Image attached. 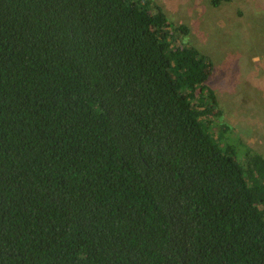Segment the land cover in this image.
Returning a JSON list of instances; mask_svg holds the SVG:
<instances>
[{
    "label": "trees",
    "instance_id": "16d2710c",
    "mask_svg": "<svg viewBox=\"0 0 264 264\" xmlns=\"http://www.w3.org/2000/svg\"><path fill=\"white\" fill-rule=\"evenodd\" d=\"M189 35L156 0H0V264H264V156Z\"/></svg>",
    "mask_w": 264,
    "mask_h": 264
},
{
    "label": "rangeland",
    "instance_id": "374dc122",
    "mask_svg": "<svg viewBox=\"0 0 264 264\" xmlns=\"http://www.w3.org/2000/svg\"><path fill=\"white\" fill-rule=\"evenodd\" d=\"M156 2L176 25L190 28L189 41L211 60L208 85L234 142L264 156V0L219 7L211 0Z\"/></svg>",
    "mask_w": 264,
    "mask_h": 264
}]
</instances>
